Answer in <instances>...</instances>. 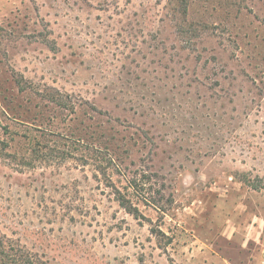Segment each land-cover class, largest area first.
<instances>
[{
	"label": "rangeland",
	"instance_id": "374dc122",
	"mask_svg": "<svg viewBox=\"0 0 264 264\" xmlns=\"http://www.w3.org/2000/svg\"><path fill=\"white\" fill-rule=\"evenodd\" d=\"M0 233L49 264H262L264 0H0Z\"/></svg>",
	"mask_w": 264,
	"mask_h": 264
},
{
	"label": "trees",
	"instance_id": "16d2710c",
	"mask_svg": "<svg viewBox=\"0 0 264 264\" xmlns=\"http://www.w3.org/2000/svg\"><path fill=\"white\" fill-rule=\"evenodd\" d=\"M0 264H49L38 253L31 252L18 240L0 233Z\"/></svg>",
	"mask_w": 264,
	"mask_h": 264
},
{
	"label": "crops",
	"instance_id": "0c3cea01",
	"mask_svg": "<svg viewBox=\"0 0 264 264\" xmlns=\"http://www.w3.org/2000/svg\"><path fill=\"white\" fill-rule=\"evenodd\" d=\"M250 239H248V241H249ZM247 241V242H248ZM256 241V242H255ZM246 242V243H247ZM254 242L257 244V245H260L261 243H262V240L260 239V233L258 232V235L257 236H255V239H254ZM246 245V244H245ZM262 264H264V261L263 262H261Z\"/></svg>",
	"mask_w": 264,
	"mask_h": 264
}]
</instances>
